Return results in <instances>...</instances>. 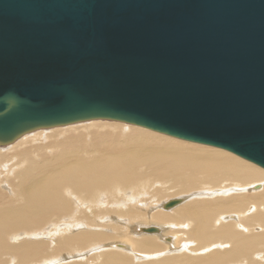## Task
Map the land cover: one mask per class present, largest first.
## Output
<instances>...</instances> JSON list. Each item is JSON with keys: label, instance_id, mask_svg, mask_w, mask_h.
Listing matches in <instances>:
<instances>
[{"label": "water", "instance_id": "water-1", "mask_svg": "<svg viewBox=\"0 0 264 264\" xmlns=\"http://www.w3.org/2000/svg\"><path fill=\"white\" fill-rule=\"evenodd\" d=\"M93 120L264 169V0H0V146Z\"/></svg>", "mask_w": 264, "mask_h": 264}, {"label": "bare ground", "instance_id": "bare-ground-1", "mask_svg": "<svg viewBox=\"0 0 264 264\" xmlns=\"http://www.w3.org/2000/svg\"><path fill=\"white\" fill-rule=\"evenodd\" d=\"M99 121L35 131L0 148V264H47L75 250L64 264H264L263 168ZM177 193L189 195L164 210L168 200L160 201ZM102 219L103 230L91 231ZM151 223L157 235L139 231ZM115 239L130 246L107 242Z\"/></svg>", "mask_w": 264, "mask_h": 264}, {"label": "rangeland", "instance_id": "rangeland-1", "mask_svg": "<svg viewBox=\"0 0 264 264\" xmlns=\"http://www.w3.org/2000/svg\"><path fill=\"white\" fill-rule=\"evenodd\" d=\"M87 122H90V121H86V122H79V123H75L76 125L77 124H83V123H87ZM93 122H96V120H93ZM99 122H107V120H101V121H99ZM114 121H111L110 123H113ZM107 123H109V122H107ZM121 123V122H120ZM75 124H71V125H68V126H72V125H75ZM125 124V123H124ZM68 126H66V127H68ZM62 127H65V126H62ZM56 128H58V127H56ZM61 128V127H60ZM51 129H55V128H50V129H41V131H43V132H45L46 130H51ZM149 131V130H148ZM35 132V131H34ZM37 132H40L39 130H37ZM33 133V132H32ZM30 134V133H29ZM27 135V134H26ZM161 135V134H160ZM159 136V135H158ZM170 138V137H169ZM174 139V140H173ZM170 138V139H168V140H172V141H175V138ZM43 139H41V141H42ZM87 141V140H86ZM176 143H179V144H183V145H187V146H194L193 144H195V143H190V142H185V141H181V140H177L176 139V141H175ZM15 143V142H14ZM13 144V143H12ZM11 145V144H10ZM8 146V145H7ZM7 146H0V148H6ZM195 146H200V145H195ZM204 146V145H203ZM210 147V146H209ZM231 154V153H230ZM236 156V155H235ZM238 157V156H237ZM240 158V157H239ZM242 159V158H241ZM245 161V160H244ZM247 162V161H246ZM252 164V163H251ZM254 165V164H253ZM255 166H257V165H255ZM259 167V166H258ZM261 168V167H260ZM152 170V168L151 169H149L148 171H151ZM154 186H156V185H154ZM204 191H208V189H203ZM186 195H189V193H183V194H181V193H177V194H174V195H172V196H170V197H167V198H165V199H163V200H161L160 201V203L162 202V201H167V200H169V199H173V198H177V197H182V196H186ZM185 203H187V202H185ZM184 203V204H185ZM183 204V205H184ZM182 206V205H181ZM180 205H179V207L178 208H176V209H174L175 211H177V210H179V208L181 207ZM158 211H160V210H158ZM173 211V210H172ZM172 211H170V212H163V211H160V212H162V213H165L166 215H169L170 213H172ZM174 212V211H173ZM230 215H237V213L236 212H233V213H230ZM62 221H64V220H62ZM61 221V222H62ZM227 221V220H226ZM236 220H234V221H228V222H235ZM145 222H148V221H145ZM131 223H134V222H131ZM154 223H157V222H154ZM97 227H90V230L91 231H93V232H98V231H101V230H103V227H104V222H103V219L102 220H100L99 222H96V223H94ZM152 224V225H151ZM151 224H148V225H151V226H149V227H157V225L156 224H153V223H151ZM159 224V223H158ZM161 224V223H160ZM156 225V226H155ZM162 225H170V223H168V222H165L164 224H162ZM65 227H68V226H65ZM177 227H179V225H177ZM72 229L73 230H75V231H78V230H80V227L78 226V225H73L72 226ZM262 230H263V228H262ZM259 231H257V230H255V231H253V233L254 234H256V233H258ZM168 233H170V234H172V235H174L175 237L177 236V233L174 231V228H171V231H169ZM143 234H146V233H143ZM158 233H154V234H148L147 233V235H157ZM129 236L132 238V239H146V237H135V236H132V234L130 235L129 234ZM151 238L149 239V237H147L148 239H146V240H152V241H156L158 244H161L156 238H158V237H155V236H150ZM152 237H154V238H152ZM112 241H116L115 242V244H122V243H124L125 245H129L130 246V243L129 242H126V241H122V242H120L121 240H118V239H115V240H110V241H107V242H112ZM154 241V242H155ZM162 243H164V244H166V245H168L167 243H165V242H162ZM176 243H177V240H176ZM184 244L185 243H181V242H179V244H177V246L178 247H180V248H182L183 246H184ZM191 244V246H195V243L194 242H192V243H190ZM99 245H102L101 243L99 244ZM161 245H163V244H161ZM128 246V247H129ZM116 247H117V245H116ZM113 250H115V249H113ZM115 252L116 253H126V252H128V251H121L120 252V250H115ZM74 253H76V250L75 251H73V252H65V253H60L58 256H56V257H52L51 259H50V261H49V263H47V264H64V263H67L68 262V258L70 257V256H73L74 255ZM88 253V252H87ZM104 252H100V253H98V254H103ZM165 253H168V251L167 252H165ZM179 253V251H177V252H174L173 254H166V255H175V254H178ZM84 255H86V253H83ZM91 255H89L88 257L90 258L93 254H96V253H90ZM132 258H135L134 256H132Z\"/></svg>", "mask_w": 264, "mask_h": 264}]
</instances>
